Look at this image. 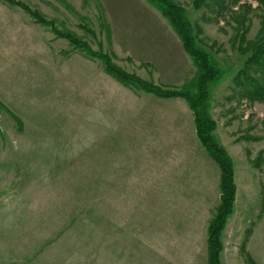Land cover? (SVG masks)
Segmentation results:
<instances>
[{
  "label": "rangeland",
  "instance_id": "obj_1",
  "mask_svg": "<svg viewBox=\"0 0 264 264\" xmlns=\"http://www.w3.org/2000/svg\"><path fill=\"white\" fill-rule=\"evenodd\" d=\"M8 1L0 0V234L8 236L5 241L11 240V214L17 203L33 206L34 238L42 240L44 222H49L44 235H51L54 226L50 224H70L74 215L89 208L104 214L107 195L121 198L122 193L126 204L133 201L130 206L140 215L147 240L173 236L169 232L178 219L171 212V201L164 198V184L155 179L153 184L139 186V191L132 190L133 186H107L105 146L107 141L112 146L136 145L144 164L154 169L205 161L218 179L219 167L201 149L185 102L159 99L121 85L99 60L36 24ZM10 1L28 5L53 21L59 32L81 38L93 52L113 53L117 67L155 85L180 89L196 74L186 54L171 74L169 68L156 67L146 57L140 62L127 54L117 55L107 12L96 0H64L73 12L57 0ZM173 1L185 11L199 45L226 72L224 80L211 90L214 135L220 145L219 138L225 143L229 152L221 146L236 170L238 207L246 217V226L254 216L257 223L264 224V104L241 97L234 82L246 58L237 50L236 29L243 24L248 28L246 40H253L264 7L256 0H203L200 5L196 0ZM126 16L143 20L147 29L170 33L169 42H175L176 35L166 19L145 0H130ZM180 74L186 78L181 82L176 79ZM211 178L212 183L216 181L213 174ZM210 190L213 199L214 186ZM14 195H32L33 200L21 201L11 197ZM115 200L114 209H121V201ZM242 236L246 241L249 228ZM194 238L201 241L199 236ZM245 241L240 251L246 259ZM172 252L185 257L200 249Z\"/></svg>",
  "mask_w": 264,
  "mask_h": 264
},
{
  "label": "crops",
  "instance_id": "obj_2",
  "mask_svg": "<svg viewBox=\"0 0 264 264\" xmlns=\"http://www.w3.org/2000/svg\"><path fill=\"white\" fill-rule=\"evenodd\" d=\"M66 1L78 3L83 0ZM96 1L107 12L113 51L117 55L127 54L140 62L146 57L156 67L169 68V74L180 59L183 58L184 61L185 52L177 36H174L176 40L171 44L170 33L147 29L143 20L127 19L130 0ZM176 79L180 81L186 78L180 74ZM219 141L227 150L223 140L219 138ZM137 148L136 145L124 144L112 146V142L110 145L107 141L105 184L133 186L132 190L139 191V186L153 184L155 179L156 183H163L164 198L171 201V212L178 219L175 226L178 229H170L169 232L173 236L166 240H147L145 228L139 221L140 215L130 206L133 201L126 204L121 193V198L107 195L104 214L89 208L74 215L76 219L70 224L66 221L50 224L54 226V233L51 235H44L49 224L48 221L44 222L42 240H35L31 219L33 206L17 203L14 214H11L14 221L11 223L13 226L12 237L8 241L10 244L5 241L8 236L0 234V264H208L205 240L209 223L219 206L216 182L220 179V173L217 179V172L212 170V173L210 165L206 163L207 167L205 166V161L196 162L194 166L191 163L185 167L167 165L164 169H154L144 164ZM212 174L216 180L213 183ZM234 181V207L221 236L220 264H247L240 251L245 241L242 234L247 228L249 236L244 242L245 252L255 264H264V224L262 221L257 223L254 216L248 221L249 227L246 226V217L238 207V179L235 169ZM212 186L213 199L210 190ZM11 197L21 201L33 200L32 195L24 198L20 195ZM114 200L121 201V209L117 206L114 209ZM187 235L191 236L190 240L185 239ZM195 235L201 241H196ZM177 249H200V252L184 257L172 252Z\"/></svg>",
  "mask_w": 264,
  "mask_h": 264
},
{
  "label": "trees",
  "instance_id": "obj_3",
  "mask_svg": "<svg viewBox=\"0 0 264 264\" xmlns=\"http://www.w3.org/2000/svg\"><path fill=\"white\" fill-rule=\"evenodd\" d=\"M57 1H60L73 12L66 1ZM145 1L166 19L178 37L183 51L191 58L196 68L194 78L180 89L155 85L133 74H128L114 64L117 57L113 53L106 54L100 49L97 52H93L81 38L70 33L59 32L55 28L53 21L45 19L28 5L10 0L8 3L23 10L36 24L49 28L55 36L66 39L71 46L85 52L87 57L99 60L105 72L114 77L121 85L152 94L159 99H180L185 102L191 111L195 137L201 149L217 164L220 170V205L207 230L208 264H220V254L222 251L221 235L227 219L233 210L236 187L234 184L232 159L218 143L214 135L216 123L210 116V103L212 87L224 80L226 72L199 45L194 28L181 6L173 0ZM238 1L234 0V3H238ZM256 1L259 6L264 7V0ZM202 2L203 0H196V5H200ZM236 30L238 32L237 50L241 56H245L246 58L243 68L234 78V82L239 88L241 97L251 103L264 104V18H262L260 29L253 40H246L248 28L243 26V24L240 23ZM18 124L19 130H21L22 126L20 122ZM246 262L247 264H255L249 256L246 257Z\"/></svg>",
  "mask_w": 264,
  "mask_h": 264
}]
</instances>
